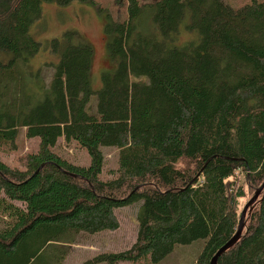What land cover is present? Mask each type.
<instances>
[{
    "label": "trees",
    "instance_id": "16d2710c",
    "mask_svg": "<svg viewBox=\"0 0 264 264\" xmlns=\"http://www.w3.org/2000/svg\"><path fill=\"white\" fill-rule=\"evenodd\" d=\"M73 1L0 0V49L11 54L0 61V150L16 149L22 127L41 139L21 168L0 159V264H61L64 244L118 229L115 210L131 203L133 245L84 264L158 263L196 241L199 264H211L238 231L245 183L264 182V0H129L128 17L105 25L116 65L99 89L95 48L75 31L49 43L59 56L49 81L30 66L43 4ZM60 138L90 164L58 154ZM105 147L118 149L109 179ZM250 212L217 264H264V192Z\"/></svg>",
    "mask_w": 264,
    "mask_h": 264
},
{
    "label": "rangeland",
    "instance_id": "374dc122",
    "mask_svg": "<svg viewBox=\"0 0 264 264\" xmlns=\"http://www.w3.org/2000/svg\"><path fill=\"white\" fill-rule=\"evenodd\" d=\"M141 4L156 2L157 0H139ZM159 1V0H158ZM233 7L239 8L249 4L251 0H224ZM129 0H74L67 6L53 2H46L42 7V17L32 22L31 33L42 43L40 51L30 61L34 71L40 70L49 81L51 68L57 64L59 56L52 50L49 43L60 38L68 31H75L79 36L93 44L95 48L94 63L92 67V84L99 89L101 86L102 72L113 69L116 62L111 60L107 46L108 35L105 33V25L111 17L113 20H123L128 17ZM143 27L148 26L147 19L142 20ZM184 28V29H183ZM180 40L188 39L193 34L183 27ZM11 54L0 49V61L6 65L10 61ZM41 83V82H40ZM36 88V84L32 83ZM95 97V96H93ZM17 138L16 149L6 151L0 150V159L12 167L21 168L26 160L27 154L36 153L40 148V137H28L25 127L20 128ZM54 150L69 161L87 166L91 162L88 150L74 141H66L64 138L58 140ZM104 172L102 178L109 179L118 170V152L116 147H105ZM245 183L246 194L239 198V211H243L246 203L255 194V188ZM248 185V186H247ZM248 187V188H247ZM259 200V198H258ZM257 200V202H258ZM255 203L254 207L256 206ZM139 203L117 208L115 211L119 218L120 227L116 230H105L96 234L81 233L75 235L74 243H67L68 254L61 264H84L87 260L101 253L119 252L130 248L136 240L139 229L137 214ZM253 207V209H254ZM252 209V211H253ZM250 215V214H249ZM248 216V215H247ZM248 222V221H247ZM199 241L188 245H179L173 253L158 263L143 259L138 263L123 261L118 264H199V250L202 247ZM97 264H108L100 262Z\"/></svg>",
    "mask_w": 264,
    "mask_h": 264
},
{
    "label": "water",
    "instance_id": "95a60500",
    "mask_svg": "<svg viewBox=\"0 0 264 264\" xmlns=\"http://www.w3.org/2000/svg\"><path fill=\"white\" fill-rule=\"evenodd\" d=\"M263 192H264V182L255 189L254 196L250 198V200L246 203L245 207L243 208V211H241L242 213H241L240 224L238 225L239 228L236 235L230 238V240L224 246H222L218 252H216L215 256L212 258L211 264H217L218 258L221 256V254H223L225 251H227L232 246H234V244H236L239 241V238L242 237L244 229L246 228L247 215L251 213L250 211H252L255 203L257 202L258 198L261 196Z\"/></svg>",
    "mask_w": 264,
    "mask_h": 264
}]
</instances>
